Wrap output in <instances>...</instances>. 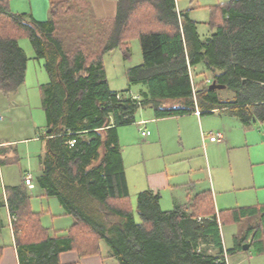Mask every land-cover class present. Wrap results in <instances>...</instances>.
Instances as JSON below:
<instances>
[{
    "label": "trees",
    "instance_id": "trees-1",
    "mask_svg": "<svg viewBox=\"0 0 264 264\" xmlns=\"http://www.w3.org/2000/svg\"><path fill=\"white\" fill-rule=\"evenodd\" d=\"M209 8L210 32L203 36L176 0H117L113 17H97L90 0L52 1L45 20L0 0V90L14 93L25 83L30 57L18 40L27 37L50 76L41 84L50 131L35 182L40 196L56 197L64 209L52 217L74 219L65 227L47 225L43 213L49 211L32 208L26 181L10 185L20 264H60L62 251L90 254L102 240L123 264H228L221 226L248 217L256 222L249 228L254 245L263 251L264 203L217 210L204 190L163 209L160 194L148 188L134 204L126 177L119 127L137 121L141 107L152 108L156 118L199 105L204 112L223 109L244 124L264 121V0ZM133 38L143 60L127 69V88L113 89L103 57L115 48L130 57ZM213 80L234 95L222 98L210 88ZM132 84L144 86L137 97ZM110 215L120 220L111 222Z\"/></svg>",
    "mask_w": 264,
    "mask_h": 264
},
{
    "label": "crops",
    "instance_id": "crops-1",
    "mask_svg": "<svg viewBox=\"0 0 264 264\" xmlns=\"http://www.w3.org/2000/svg\"><path fill=\"white\" fill-rule=\"evenodd\" d=\"M52 1L59 0H8V3L11 10L14 12L24 13L38 20H45L48 18L49 7ZM90 1L97 17H113L116 15L117 0ZM180 1L181 0H176L178 9H188L190 17L196 20L197 18L192 16L189 10L195 9L198 6H192L191 4L188 7H183L180 5ZM189 1V3H193V0ZM210 5L214 4H206L205 6L209 7ZM24 49L26 50V48ZM47 76H49V74ZM49 78H46L47 81ZM25 83L14 93L6 94L0 90V115H2V118H0V246L3 247L0 264H20L15 245V235L11 225V219L13 216L8 208V187L10 185L24 183L26 175H31L33 184V186L27 184V187L33 188L37 186L35 178L36 175L41 172V156L46 152L47 149V145L46 148L44 147V140L46 144L47 136L44 135L45 132H39L40 125L36 124L34 121H32L33 123H30L27 126L24 125L26 119V115L23 111L24 97L23 101L19 102V99H16L15 96L17 94L22 95L23 91L21 92V90H23ZM42 83L39 84L40 90ZM132 93L138 94V92ZM215 111H219L220 114H222V122L227 121V117L225 116H233L245 126L251 124H244L236 115L231 114L223 109L216 108L213 110V112ZM213 112H204V110L199 105H196L195 111L181 115L156 118L152 108L151 111H144L140 114L135 123L139 125L138 129L143 126L144 128L150 130V134L148 136H143L141 134L143 136V141H146L144 143L145 145H140L135 143V141H133L134 143H130L131 146H134V148L130 149L128 158L130 159V163L132 160L134 165H136L138 172L135 174L133 173V176L128 174V172L132 173V171L126 168L127 160L123 148L126 177L131 195L135 194L136 196V194L141 190L148 188L152 189L154 192L160 194V204L163 209H170L177 205L185 204L188 202L190 197L204 190H209L212 193L217 210L264 203V196L262 197L261 195H258L257 198H251L246 194V191L242 190L247 186L241 187L234 184L235 178L233 173H231L230 177L227 179V182L224 180L222 174H224L225 170L228 169V167H226L228 164L226 166L224 165L223 168L218 169L216 172L215 166L217 167V163L210 156L208 149H211V147L215 148L220 145L222 146L224 144L235 148L243 145L242 143L244 142H242L240 132L238 133V130L234 129L229 130L227 125L225 126L226 130H217L218 132L222 133V140H212L210 137V131L213 130H210L207 133L203 128L205 127L203 114ZM186 116L192 118V120L197 123V137L199 136V139L208 141L209 146L207 147L206 144V149L203 150V147L199 141L197 144H193V129H189L188 127L185 130L182 128L184 124L189 125V123H183L181 126L179 125L178 120ZM171 122H174L178 125L177 142L174 139V144L172 143L173 146H177L176 151L174 149L171 151L170 145H168L169 143L166 139L167 127ZM149 124L152 126V130L149 128ZM44 126L48 130L46 123ZM122 127L123 126L119 127L120 142L122 141L123 137H125L124 133L122 132L123 130L121 131ZM26 128L30 129V133L35 132L38 134L34 133L28 136L24 135ZM46 129L43 131H47ZM39 139H42L43 141L40 144L38 143V147L36 149L33 148V150H36V152L31 151L33 153L31 154L30 147L27 145L38 142ZM24 149L25 153L28 154L26 157H22L20 155V151ZM230 160V158L227 159V161ZM229 170H232L231 166ZM40 191L41 190L39 189V195L41 193ZM39 197H41V199H45L46 208H42L41 211H49V213H43V219L47 217L45 219L46 221H49V218L52 217V207L57 206V204H59L60 207L62 206L60 203H54L52 197ZM33 204V201H31L32 207ZM62 213L63 211L59 212L58 214ZM58 216L64 220V224L61 226L59 225L58 227L68 226L74 220L72 216ZM54 218L57 217L53 216L51 222L48 223L45 220L44 221L47 225L55 226L56 224L54 223ZM137 219L139 220L138 216ZM252 224H256L255 219L248 217L240 223H229L223 224L221 226L224 249L226 252V260L228 264H242L244 262V258L241 255V252H250L252 247H254L257 252H260L258 251L256 245H254V234L249 230ZM228 225L235 226L233 229L230 227L229 231L227 232L226 226ZM228 239L231 240V244L229 243ZM261 239V246H263L264 252V234L262 235ZM250 241L251 245L249 248L245 249L243 244ZM237 243L241 245L240 249L238 248L236 251L228 253L227 250ZM234 255H237V257L234 260H231V257ZM59 261L60 264H123L114 255L110 245H104L103 240L100 242V248L90 254L81 255L75 248L64 250L59 254Z\"/></svg>",
    "mask_w": 264,
    "mask_h": 264
},
{
    "label": "rangeland",
    "instance_id": "rangeland-1",
    "mask_svg": "<svg viewBox=\"0 0 264 264\" xmlns=\"http://www.w3.org/2000/svg\"><path fill=\"white\" fill-rule=\"evenodd\" d=\"M227 0H193V3H189V0H181L180 5L183 7H188L192 4V6H198L195 9H190V14L197 18L198 21V28L201 35H206L210 32V28L208 24L206 23L207 20H209L211 15V10L208 6H205L206 4H216L219 2H224ZM191 7V6H190ZM19 44L26 48V52L29 55V66L27 70V81L25 85L23 86V90H21L22 95L17 94L15 96L16 99H19V102L23 101L24 97V105H23V111L26 115L25 124L28 125L30 123H33L34 121L36 124H39L40 131L39 132H45L43 131L45 128V123L47 124V118L45 115V112L43 110V104H42V93L39 88V84L42 82H46L49 76H47V71L45 67L43 66V59L34 58V50L33 47L27 37H22L18 40ZM130 48H131V56L125 57L122 53V51L119 48H115L109 53H106L103 57L105 67H106V73L107 78L110 84V87L113 89L121 90L128 87V77H127V69L131 66L137 65L142 62L143 60V54L142 49L140 46V42L138 38H133L130 40ZM46 76V77H45ZM45 80V81H44ZM130 90L132 92H138L139 88H143L144 86L142 84H132L130 86ZM218 93L222 98L231 97L234 95V91L230 87L225 88H218ZM144 111H151V108H139L136 113L137 119L139 118L140 114ZM204 116V130L208 133L210 130H213L217 132L218 129L226 130L225 126L229 127V130H238V133L240 132V135L242 137V143L243 145L238 147H230L227 145H220L215 148L211 147L209 150V154L217 163V167L215 166V170L217 172L218 169L223 168V166L227 165V170H225V173L222 174L224 180L227 182V179L230 177L231 173L234 174V184L239 185L241 187L247 186L245 189H242L243 191H246V194L251 198H257L258 195L264 196V122L260 120L253 121L250 125H243L241 122L233 116H225L227 117L226 122H222V114H220L219 111H215L213 113H206L203 114ZM177 121V120H176ZM179 125H183V123H189V125L184 124L182 126L183 129H193L194 136H193V144H197L199 141L201 146L203 147V150L206 149L209 146L208 141H204L203 139H199V136L197 137V123H195L192 118L186 116L184 118H180ZM150 125V124H149ZM121 131L124 133V136L122 141L120 142L122 147L124 148L125 157H126V168L132 173H129V175L133 176L137 172V167L134 165L133 161L128 158V154L130 149L134 148V146H131L130 143L135 141V143L143 144L146 141H143V136L141 135L138 124L133 122L130 124L122 125ZM152 130V126L149 127ZM177 128L178 125L174 122H171L167 127L166 132V139L167 142L170 145L171 151L174 149L176 151L177 146H173L172 143L174 142V139L177 142ZM202 128V130H203ZM47 130V129H46ZM38 131V130H37ZM36 131V132H37ZM234 132V131H233ZM30 133V129L26 128L24 135H30L34 134ZM235 133V132H234ZM38 134V133H35ZM246 136V137H245ZM43 140L39 139L38 142L26 144L28 147H30V153L36 152V150H33V148L38 147V143L40 144ZM134 143V142H133ZM174 144V143H173ZM44 147L46 148L45 140H44ZM205 147V148H204ZM26 148V146H25ZM32 151V152H31ZM198 151V149H197ZM196 151V152H197ZM20 155L22 157L28 156L27 153H25V149L20 151ZM130 156V155H129ZM230 158V161H227V159ZM230 166L232 170L230 169ZM225 167V168H226ZM214 171V173L216 174ZM134 173V174H133ZM261 184V186H260ZM256 186V187H255ZM30 192L32 193V199L33 201V209L34 210H41L45 207V199H41L39 197V188L38 186H35L33 188H29ZM54 203H59L58 199L56 197H52ZM132 201L135 204L136 196L135 194L131 195ZM43 200V201H42ZM42 202V203H41ZM59 204L57 206H53L51 211L53 214H58L61 211H64L63 207H60ZM57 218H54L55 226H61L64 224V220L59 218L60 216H56ZM47 218V217H45ZM44 220L46 221V219ZM49 218V217H48ZM59 218V219H58ZM52 217L49 218V221L51 222ZM120 220V217L116 215H110V221H118ZM52 224V223H51ZM235 225H228L226 226L227 232L229 231L230 227L231 229L234 228ZM229 243L231 244V240L228 239ZM104 245H108L107 241L103 240ZM241 255L244 258V262L242 264H264V252H257L254 247L250 249V252L243 251L241 252ZM237 257V255H234L231 257V260H234Z\"/></svg>",
    "mask_w": 264,
    "mask_h": 264
},
{
    "label": "built area",
    "instance_id": "built-area-1",
    "mask_svg": "<svg viewBox=\"0 0 264 264\" xmlns=\"http://www.w3.org/2000/svg\"><path fill=\"white\" fill-rule=\"evenodd\" d=\"M118 96H119V94H118ZM133 97H137V95L133 94ZM0 118H2V115H0ZM139 130L143 136H148L150 134V130L144 128L143 126H141L139 128ZM210 137L212 140H217V141H220L223 138L222 133L218 132V131L217 132L210 131ZM25 181L28 185L33 186L31 175H26Z\"/></svg>",
    "mask_w": 264,
    "mask_h": 264
},
{
    "label": "water",
    "instance_id": "water-1",
    "mask_svg": "<svg viewBox=\"0 0 264 264\" xmlns=\"http://www.w3.org/2000/svg\"><path fill=\"white\" fill-rule=\"evenodd\" d=\"M226 85L224 83H218L216 80H213L210 84V88L211 89H218V88H225ZM47 131H50V128H48ZM251 245V241L250 242H246L243 244V247L245 249L249 248V246Z\"/></svg>",
    "mask_w": 264,
    "mask_h": 264
}]
</instances>
